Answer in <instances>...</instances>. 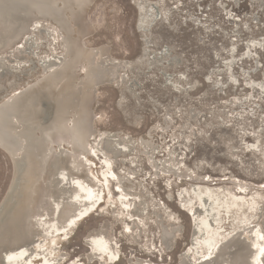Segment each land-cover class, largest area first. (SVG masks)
Listing matches in <instances>:
<instances>
[{"label":"bare ground","instance_id":"bare-ground-1","mask_svg":"<svg viewBox=\"0 0 264 264\" xmlns=\"http://www.w3.org/2000/svg\"><path fill=\"white\" fill-rule=\"evenodd\" d=\"M93 1L0 0V147L11 156L8 190L3 194V186L0 193V264H81L80 256L70 259L61 248V238L74 233L84 219L101 208L115 221L122 218L121 210L128 211L137 223L150 208L126 187L136 170L120 173L114 168L120 155L133 150L131 135L95 125L99 87L125 76L129 61L114 56L107 43L88 42L101 23L97 12H104L99 5L88 17ZM136 3L139 24L164 15L158 0ZM45 20L56 27L59 46L43 51L41 42L51 30L42 28ZM18 72L23 81L14 79ZM139 142L151 162L158 146L146 138ZM166 154L159 160L161 169L182 178L187 171L171 162L170 149ZM94 156L100 159L101 178L93 168ZM189 176L183 181L190 193V247L182 264H264V205L251 194L250 184L243 181L232 189L208 175ZM111 179L118 189L115 197ZM111 218L87 230V261L118 264L121 249ZM162 231L171 248L179 226L164 224ZM131 260L159 264L141 257Z\"/></svg>","mask_w":264,"mask_h":264},{"label":"rangeland","instance_id":"rangeland-1","mask_svg":"<svg viewBox=\"0 0 264 264\" xmlns=\"http://www.w3.org/2000/svg\"><path fill=\"white\" fill-rule=\"evenodd\" d=\"M136 1L94 0L87 16L93 17L99 5L104 12H97L102 24L95 26L88 42L107 43L114 56L129 61L125 76L99 87L93 103L95 125L131 135L133 150L120 155L114 168L120 173L136 170L126 187L150 208L137 223L128 211L121 210L122 218L115 221L101 208L84 219L74 233L61 238V248L69 251L70 259L80 256L81 264H98L87 261L84 239L90 227L106 218L113 221L121 249L118 264H134L135 257L182 264L181 256L190 247V193L183 181L189 174L208 175L232 189L249 183L251 194L264 205V0H158L164 15L143 25ZM41 26L51 29L41 50L58 47L54 24L45 20ZM23 78L14 74L18 82ZM142 138L158 146L151 162L139 142ZM169 149L171 162L187 171L182 178L161 169L159 160L168 157ZM6 157L0 150V193L9 172ZM94 161L101 178L99 157ZM109 184L115 197L113 179ZM126 223L132 225L130 230ZM174 223L179 231L170 248L162 230Z\"/></svg>","mask_w":264,"mask_h":264},{"label":"water","instance_id":"water-1","mask_svg":"<svg viewBox=\"0 0 264 264\" xmlns=\"http://www.w3.org/2000/svg\"><path fill=\"white\" fill-rule=\"evenodd\" d=\"M0 150H3L4 152H5V154H6V158H7V164H8V174H7V178H6V181H5V184H4V190H3V194H5L6 192H7V190H8V186H9V183H10V172H11V160H10V158H11V156H10V154L8 153V151L7 150H4L3 148H1L0 147ZM88 245V244H87ZM87 247H89V246H86V248Z\"/></svg>","mask_w":264,"mask_h":264}]
</instances>
